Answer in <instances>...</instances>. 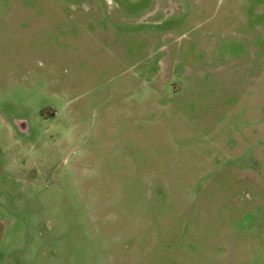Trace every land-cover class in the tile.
<instances>
[{"label":"rangeland","instance_id":"374dc122","mask_svg":"<svg viewBox=\"0 0 264 264\" xmlns=\"http://www.w3.org/2000/svg\"><path fill=\"white\" fill-rule=\"evenodd\" d=\"M0 264H264V0H0Z\"/></svg>","mask_w":264,"mask_h":264},{"label":"flooded vegetation","instance_id":"af4514ba","mask_svg":"<svg viewBox=\"0 0 264 264\" xmlns=\"http://www.w3.org/2000/svg\"><path fill=\"white\" fill-rule=\"evenodd\" d=\"M18 125H19V128L21 129V131H23V132H27L28 131V126H27V123H26L25 120H19L18 121Z\"/></svg>","mask_w":264,"mask_h":264}]
</instances>
